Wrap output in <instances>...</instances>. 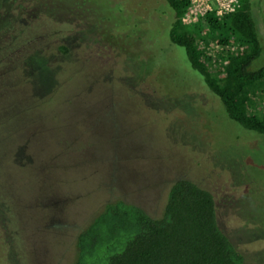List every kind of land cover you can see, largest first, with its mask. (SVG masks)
<instances>
[{
    "label": "rangeland",
    "instance_id": "obj_1",
    "mask_svg": "<svg viewBox=\"0 0 264 264\" xmlns=\"http://www.w3.org/2000/svg\"><path fill=\"white\" fill-rule=\"evenodd\" d=\"M252 3L257 69L264 0ZM24 4L0 16V264H73L108 200L160 215L181 176L215 193L244 264H264V133L232 120L170 40L167 1ZM91 133L108 157L83 146Z\"/></svg>",
    "mask_w": 264,
    "mask_h": 264
},
{
    "label": "trees",
    "instance_id": "obj_2",
    "mask_svg": "<svg viewBox=\"0 0 264 264\" xmlns=\"http://www.w3.org/2000/svg\"><path fill=\"white\" fill-rule=\"evenodd\" d=\"M24 1L0 0V16L16 19L28 9ZM166 1L172 9L168 24L170 40L185 49L191 66L220 97L232 120L264 133V116L258 112L261 101L264 102V65L251 69L263 49L252 0H239L234 12L220 17L211 12L194 24L183 21L191 0ZM8 4L13 5L8 8ZM21 4L25 6L23 10L19 8ZM3 5L5 10L1 8ZM73 124L78 126L77 121ZM101 138L91 133L89 142L82 140V144L98 151L99 156L104 154L98 150L103 143ZM76 245L73 264H244L246 261L244 253L221 227L215 193L196 179L182 176L170 182L160 215L121 198L108 200L77 234Z\"/></svg>",
    "mask_w": 264,
    "mask_h": 264
},
{
    "label": "built area",
    "instance_id": "obj_3",
    "mask_svg": "<svg viewBox=\"0 0 264 264\" xmlns=\"http://www.w3.org/2000/svg\"><path fill=\"white\" fill-rule=\"evenodd\" d=\"M239 0H191L190 6L183 15V21L194 24L214 12L217 16H225L236 10Z\"/></svg>",
    "mask_w": 264,
    "mask_h": 264
}]
</instances>
